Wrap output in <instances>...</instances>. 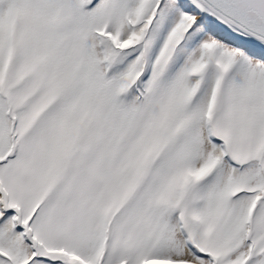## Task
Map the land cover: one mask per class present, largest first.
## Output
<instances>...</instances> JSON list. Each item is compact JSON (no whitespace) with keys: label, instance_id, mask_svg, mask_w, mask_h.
<instances>
[{"label":"snow or ice","instance_id":"6c2138e0","mask_svg":"<svg viewBox=\"0 0 264 264\" xmlns=\"http://www.w3.org/2000/svg\"><path fill=\"white\" fill-rule=\"evenodd\" d=\"M0 264H264V0H0Z\"/></svg>","mask_w":264,"mask_h":264}]
</instances>
